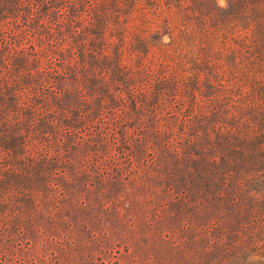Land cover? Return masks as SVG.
<instances>
[{"label":"trees","instance_id":"1","mask_svg":"<svg viewBox=\"0 0 264 264\" xmlns=\"http://www.w3.org/2000/svg\"><path fill=\"white\" fill-rule=\"evenodd\" d=\"M111 225L157 233L129 264H264V0H0V264Z\"/></svg>","mask_w":264,"mask_h":264},{"label":"rangeland","instance_id":"2","mask_svg":"<svg viewBox=\"0 0 264 264\" xmlns=\"http://www.w3.org/2000/svg\"><path fill=\"white\" fill-rule=\"evenodd\" d=\"M81 133L84 136L88 134V132L85 133L82 130ZM111 151L114 155H119V148L117 146H112ZM125 191L128 193H126L127 195H131L128 192L130 191L129 185L125 186ZM123 201L121 218L123 220L126 219L127 222L130 209L127 201H125V199ZM113 222L114 224L117 223L115 220H113ZM97 231L98 233L93 232V236L95 238L99 237L100 240H102L99 241L101 242L100 245L89 247V249L86 250V252H88L86 253L87 257L83 261L81 260V263H78V261L76 263L71 261L69 264H129L127 256H133L138 248H145L146 250L143 249V251L150 254L158 244L157 239H155L157 235L155 232H140L131 227H118V225L100 227ZM100 232L103 233L101 234ZM97 240L99 239H96V241ZM140 260H138V264L142 263Z\"/></svg>","mask_w":264,"mask_h":264},{"label":"clouds","instance_id":"3","mask_svg":"<svg viewBox=\"0 0 264 264\" xmlns=\"http://www.w3.org/2000/svg\"><path fill=\"white\" fill-rule=\"evenodd\" d=\"M217 5H218V7L222 8V9H226L227 8V0H217Z\"/></svg>","mask_w":264,"mask_h":264}]
</instances>
